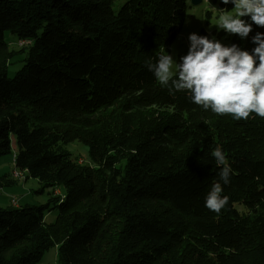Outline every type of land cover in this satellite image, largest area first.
<instances>
[{
  "label": "trees",
  "instance_id": "trees-1",
  "mask_svg": "<svg viewBox=\"0 0 264 264\" xmlns=\"http://www.w3.org/2000/svg\"><path fill=\"white\" fill-rule=\"evenodd\" d=\"M189 1L0 0V157L14 134L15 169L60 190L44 206H0V264H39L52 248L59 264H264V118L204 110L148 67L169 54ZM242 19L247 38L216 35L254 54L264 28ZM6 33L29 43L11 50ZM75 141L89 162L65 149ZM216 182L229 198L218 214L205 206Z\"/></svg>",
  "mask_w": 264,
  "mask_h": 264
},
{
  "label": "clouds",
  "instance_id": "clouds-1",
  "mask_svg": "<svg viewBox=\"0 0 264 264\" xmlns=\"http://www.w3.org/2000/svg\"><path fill=\"white\" fill-rule=\"evenodd\" d=\"M222 3H232L235 7L232 11L219 10L216 27L220 30L247 38L252 25L243 17H250L255 25L264 28V0H222ZM189 39L190 49L181 58L182 63L177 64L172 55L161 53L156 64L148 65L159 84L170 90H187L195 104L217 115L247 120L255 113L264 118V34L257 33L253 38L257 45L254 54L196 34H191ZM174 63L178 69L176 79ZM212 156L220 168V180L229 183L232 169L224 153L217 147ZM222 191L221 183H214L205 200V206L217 214L228 204L229 198L222 196Z\"/></svg>",
  "mask_w": 264,
  "mask_h": 264
},
{
  "label": "rangeland",
  "instance_id": "rangeland-1",
  "mask_svg": "<svg viewBox=\"0 0 264 264\" xmlns=\"http://www.w3.org/2000/svg\"><path fill=\"white\" fill-rule=\"evenodd\" d=\"M219 8L217 6H211L207 0H202L199 4H192L189 1V7L187 12V21L182 32L177 36V38L172 43L169 50V54L173 56L174 61L177 64L182 63V57L186 56L190 49V35L196 34L201 36L202 32H206L211 36L213 40L219 41L222 44H226L227 41L219 39L216 34L222 32L216 27L217 20L219 17ZM232 11V10H230ZM225 32V31H224ZM227 33V32H226ZM231 35L227 33V37ZM7 42L10 43V49L14 51L20 50L19 46L16 44V40L9 33L5 34ZM15 42V43H14ZM24 63H19L10 68L9 76L14 77L16 72L23 67ZM174 75L178 74V69L174 63L173 66ZM12 141V152L9 155H4L0 157V177L12 176L15 170L14 157L18 155L19 146L17 143L16 136L11 135ZM68 150L73 159H78L81 161L89 162V147L85 144L75 141L68 144L65 147ZM14 177V176H13ZM12 177V178H13ZM16 187L12 185H5L3 189H0V206L3 208L12 207V199H16L20 208L24 207H40L48 203V201L54 196L55 189L51 187H45L42 183L34 178H25L16 180ZM62 192L65 193L64 188H60ZM57 195H60V190H56ZM59 213V207L51 205L49 211L46 212L45 224L48 226L53 224ZM39 264H59L58 260V249L52 248L47 251Z\"/></svg>",
  "mask_w": 264,
  "mask_h": 264
},
{
  "label": "bare ground",
  "instance_id": "bare-ground-1",
  "mask_svg": "<svg viewBox=\"0 0 264 264\" xmlns=\"http://www.w3.org/2000/svg\"><path fill=\"white\" fill-rule=\"evenodd\" d=\"M29 42H19L18 44H19V46H24V45H27ZM16 161V156L14 157V162ZM15 172H17V175L13 172L12 173V177L15 179V180H19V179H23V180H25V178H26V176H25V174L24 173H22V172H20L19 170H17V169H15L14 170ZM12 206H13V203L11 204ZM18 205V202H17V200H16V207H18L17 206Z\"/></svg>",
  "mask_w": 264,
  "mask_h": 264
},
{
  "label": "built area",
  "instance_id": "built-area-1",
  "mask_svg": "<svg viewBox=\"0 0 264 264\" xmlns=\"http://www.w3.org/2000/svg\"><path fill=\"white\" fill-rule=\"evenodd\" d=\"M19 42H27V41H19ZM16 175H17V172L13 171ZM13 200V206L16 207V199H12Z\"/></svg>",
  "mask_w": 264,
  "mask_h": 264
},
{
  "label": "water",
  "instance_id": "water-1",
  "mask_svg": "<svg viewBox=\"0 0 264 264\" xmlns=\"http://www.w3.org/2000/svg\"><path fill=\"white\" fill-rule=\"evenodd\" d=\"M201 2H202V0H191V3L194 5L199 4Z\"/></svg>",
  "mask_w": 264,
  "mask_h": 264
},
{
  "label": "crops",
  "instance_id": "crops-1",
  "mask_svg": "<svg viewBox=\"0 0 264 264\" xmlns=\"http://www.w3.org/2000/svg\"><path fill=\"white\" fill-rule=\"evenodd\" d=\"M9 178L12 180V181H15L13 178H12V176L11 175H9ZM10 185H12V184H10ZM12 186H14V187H16L17 185H16V181H15V185H12ZM3 189V188H2ZM55 194H57V191H55ZM19 207V206H18Z\"/></svg>",
  "mask_w": 264,
  "mask_h": 264
}]
</instances>
